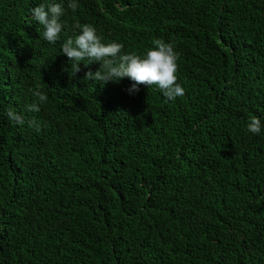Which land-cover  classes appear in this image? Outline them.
<instances>
[{"label":"trees","instance_id":"obj_1","mask_svg":"<svg viewBox=\"0 0 264 264\" xmlns=\"http://www.w3.org/2000/svg\"><path fill=\"white\" fill-rule=\"evenodd\" d=\"M51 2L55 44L31 12ZM68 2L0 0V264H264V0ZM77 22L125 53L172 42L185 94L74 74Z\"/></svg>","mask_w":264,"mask_h":264},{"label":"clouds","instance_id":"obj_2","mask_svg":"<svg viewBox=\"0 0 264 264\" xmlns=\"http://www.w3.org/2000/svg\"><path fill=\"white\" fill-rule=\"evenodd\" d=\"M68 8L75 12L78 8L76 0H69ZM64 7L61 3L51 2L45 5L40 3L31 9L32 18L38 21L44 27L42 36L44 40L55 44L60 36L63 25L61 16L64 14ZM78 29V34L69 37L61 44V51L65 54L69 61H73L71 68L74 74L80 69V62L85 60L87 66L92 62H99L100 67L95 72L89 70L83 77L84 80L99 81L104 84L109 81L118 82L127 77L132 83L126 89L129 94L139 92V85L152 86L156 85L166 99L174 100L178 96L185 94L184 87L177 82L178 70V54L174 49L172 42H166L163 39H154L152 47L147 48L143 55L135 51L123 52L124 45L116 41L110 43L102 42L100 36L97 35L96 29L89 23L74 25ZM33 92V96L37 102H33L27 106L28 111L39 112V104L47 101L48 97L39 90ZM9 120L14 121L18 125L26 123L23 115L9 110L7 113ZM29 127H34L36 131L40 130V125L36 121H27ZM261 121L253 116L247 124V129L253 134L261 132Z\"/></svg>","mask_w":264,"mask_h":264}]
</instances>
